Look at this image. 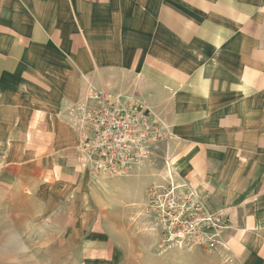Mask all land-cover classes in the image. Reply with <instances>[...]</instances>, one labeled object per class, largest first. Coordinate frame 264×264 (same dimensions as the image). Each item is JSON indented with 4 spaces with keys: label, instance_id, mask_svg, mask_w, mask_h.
Instances as JSON below:
<instances>
[{
    "label": "crops",
    "instance_id": "0c3cea01",
    "mask_svg": "<svg viewBox=\"0 0 264 264\" xmlns=\"http://www.w3.org/2000/svg\"><path fill=\"white\" fill-rule=\"evenodd\" d=\"M87 87L134 94L169 126L126 176L84 165ZM169 167L224 214L219 264H264V0H0V187L32 206L25 220L89 250L107 238L112 256Z\"/></svg>",
    "mask_w": 264,
    "mask_h": 264
},
{
    "label": "built area",
    "instance_id": "2783aa9c",
    "mask_svg": "<svg viewBox=\"0 0 264 264\" xmlns=\"http://www.w3.org/2000/svg\"><path fill=\"white\" fill-rule=\"evenodd\" d=\"M78 151L89 172L114 178L128 175L152 150L170 137L165 119L134 94L118 95L86 88L77 117ZM169 172V178L170 176ZM147 211L163 243L178 248L227 249L221 214L208 213L186 186L170 184L148 190Z\"/></svg>",
    "mask_w": 264,
    "mask_h": 264
},
{
    "label": "rangeland",
    "instance_id": "374dc122",
    "mask_svg": "<svg viewBox=\"0 0 264 264\" xmlns=\"http://www.w3.org/2000/svg\"><path fill=\"white\" fill-rule=\"evenodd\" d=\"M165 178L166 185H150L145 190L139 224L134 223L126 236L118 231L114 242L119 251L112 256L107 254V238L97 251L89 250L77 238L57 229L59 222L56 220L42 223L25 220L26 215L30 216L32 206L22 204L18 197L11 200L8 190L0 187V264H219L214 251L177 248L163 243L162 233L146 206L151 187L178 185L171 167L165 169ZM217 214H221L226 231L229 227L224 214Z\"/></svg>",
    "mask_w": 264,
    "mask_h": 264
}]
</instances>
